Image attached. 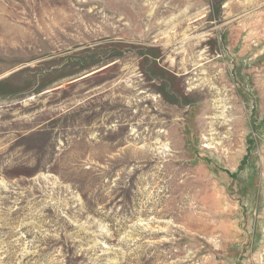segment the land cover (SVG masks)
<instances>
[{
    "label": "rangeland",
    "instance_id": "1",
    "mask_svg": "<svg viewBox=\"0 0 264 264\" xmlns=\"http://www.w3.org/2000/svg\"><path fill=\"white\" fill-rule=\"evenodd\" d=\"M0 264H264V0H0Z\"/></svg>",
    "mask_w": 264,
    "mask_h": 264
}]
</instances>
